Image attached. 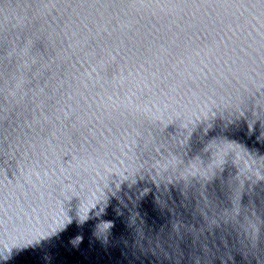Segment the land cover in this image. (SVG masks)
Listing matches in <instances>:
<instances>
[{
	"label": "water",
	"instance_id": "1",
	"mask_svg": "<svg viewBox=\"0 0 264 264\" xmlns=\"http://www.w3.org/2000/svg\"><path fill=\"white\" fill-rule=\"evenodd\" d=\"M0 264H264V0H0Z\"/></svg>",
	"mask_w": 264,
	"mask_h": 264
}]
</instances>
